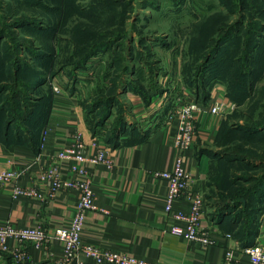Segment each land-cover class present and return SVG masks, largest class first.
<instances>
[{"label":"rangeland","instance_id":"obj_1","mask_svg":"<svg viewBox=\"0 0 264 264\" xmlns=\"http://www.w3.org/2000/svg\"><path fill=\"white\" fill-rule=\"evenodd\" d=\"M40 71L45 80L33 87ZM54 79L78 90L82 119L103 139L121 115L141 130L128 92L149 99L161 87L168 100L185 89L201 102L207 87L221 88L226 111L204 151L207 200L221 205L230 191H250L264 221V200L255 203L264 191V0H0V110L26 113ZM108 110L105 124H94ZM239 210L232 219L248 226L254 214Z\"/></svg>","mask_w":264,"mask_h":264},{"label":"crops","instance_id":"obj_2","mask_svg":"<svg viewBox=\"0 0 264 264\" xmlns=\"http://www.w3.org/2000/svg\"><path fill=\"white\" fill-rule=\"evenodd\" d=\"M53 81L58 83L56 79ZM158 84H165V79H158ZM170 84L173 85V82ZM166 94L163 92L156 97L157 101L165 100L161 102L164 107L151 111L157 101L146 105L140 95L128 92L126 99L136 106L130 113L131 118L141 120L137 121L141 130L133 133L130 126H125L117 146L98 137L100 145L110 146L114 165L112 168L103 164L90 166L99 209L87 212L81 239L102 248L130 253L154 264H219L226 249L241 245L231 229L232 213L220 216L214 211L217 205L210 206L207 200L210 196L207 191L210 159L204 151L211 132L215 133L216 118L207 113L200 116L199 124L211 132L209 137H196L186 155L193 186L203 192L206 200L202 224L213 229L215 238L214 244L203 247L168 232L167 217L163 211L165 182L152 176V171L170 168L175 155L173 139L176 123L166 124V111L175 97L166 100ZM78 99V90L70 92L61 88L60 93H53L51 103L50 97L47 101L42 124L29 129V137L21 136L17 142L0 140V162L13 160L14 167L24 171L21 180L25 182L30 177H38L40 163L69 145L75 132H80L88 143L94 135L82 119ZM88 151L91 152L92 147ZM56 195L55 199L46 201L13 198L9 188L0 187V224L11 221L24 226L39 220L52 230L67 223L74 212L76 193L62 191ZM175 207L186 208L182 202H177ZM256 238L264 242V221L259 225ZM12 246L26 253L24 264H56L46 250L31 243L14 241ZM51 251L58 253L60 248L54 243ZM241 262L249 264L245 257L241 258ZM0 264L20 263L11 252L0 250Z\"/></svg>","mask_w":264,"mask_h":264},{"label":"built area","instance_id":"obj_3","mask_svg":"<svg viewBox=\"0 0 264 264\" xmlns=\"http://www.w3.org/2000/svg\"><path fill=\"white\" fill-rule=\"evenodd\" d=\"M53 92L55 94L61 92L57 83L53 84ZM180 94L184 98L177 95L166 111L167 126L176 123L172 166L152 171V176L165 182L163 211L167 217L168 232L185 241L208 247L215 243L213 229L202 224L206 200L203 192L193 186L186 155L194 145L196 137H209L210 130L199 124L200 116L207 113L215 117L214 127L217 129L224 117L228 100H225L224 91L219 87L211 89L206 104L194 101L193 97L188 98L189 92L185 89ZM160 106L161 100L152 105L151 111H159ZM90 147L91 152L88 151ZM113 160L114 155L110 146L100 145L97 136H92L87 143L80 132H75L71 135L69 145L40 163L38 177H30L23 182L21 176L24 171L16 169L13 160L0 162V187L9 188L13 198H37L46 201L55 199L56 193L62 191H74L77 197L73 215L67 223L52 230L39 220L24 226H18L11 221L1 223L0 250L11 252L20 264L27 261L26 253L13 247L14 241L19 244L31 243L46 250L53 256L56 264H154L138 259L130 253L102 248L85 243L81 239L87 212L99 209L90 166L103 164L107 168H112ZM177 202L184 203L186 208H176ZM54 243L60 248L58 253L51 251ZM242 257H245L249 264H264V242L256 238L251 245L230 247L225 250L219 264H242Z\"/></svg>","mask_w":264,"mask_h":264},{"label":"trees","instance_id":"obj_4","mask_svg":"<svg viewBox=\"0 0 264 264\" xmlns=\"http://www.w3.org/2000/svg\"><path fill=\"white\" fill-rule=\"evenodd\" d=\"M36 55L35 56L33 55V59L36 57ZM34 62L35 63L41 62L40 57L38 58L37 56V59ZM45 73L47 72L46 71H43V72L40 71L39 73L36 72L35 76L33 77V80L31 81V85L35 87L36 85L38 86L39 84H41L45 80L43 77ZM209 87H207V91L204 92L200 103H203V104L207 103L209 96H210L211 89H212L210 87V90H209ZM159 88H157L155 94H153L152 97H150L149 99L148 98L143 99L145 100L144 103L146 105L152 102L154 98H156L159 95L158 93L161 92V87ZM185 88L188 90L191 89L189 87H185ZM53 93L54 92L51 87V92L48 91L46 94L40 95L38 99L30 103L29 105L30 109L26 111V113L21 114V115L11 116L7 110L1 109L0 112H4L7 115L3 116V120L0 121V129L2 132V135H0V140H7L8 142H17L18 141L17 138H20L21 136L29 137L27 135V133H29L28 130L35 126L42 124L44 116L46 114L47 101L50 97V103H51ZM18 98L22 100V98L20 97ZM110 107L111 105L109 106V110H110ZM109 110H108V113H105L103 115L99 113L100 118L97 119L94 124L101 125V126L104 125L105 121L110 117ZM17 121H20L18 123L20 125H16ZM86 125L92 135L94 136L101 135V133L99 131H96V129L93 127L94 125L92 126L87 123ZM125 125H126L125 119L123 118L122 115L119 116L117 121L114 122L113 126L111 125L109 135L108 136L103 135L105 142L108 144H111L112 146H117L120 134L124 133L123 130L125 128ZM117 127H121V128L123 127L122 130H119L120 131L119 133L117 132ZM134 132L135 130H133V133ZM217 132H218V127H217V131L213 134V138L216 137V135L218 134ZM248 193L250 194V191H238V190L230 191L225 195L226 197L225 196L222 197L224 200L221 201V205H217V208L219 210H222L223 212L227 208L229 210V213H234L235 211L237 212V208H239L240 209L239 212L241 213L251 211L254 214L251 220H249L248 226L245 225L244 227H241V221L239 220L236 221V219L234 221L232 219L233 226L231 227V229H232L234 237L239 241V244L241 245V247L248 246L254 243L259 233V225L257 224V215L260 214L262 211L261 209L260 210L258 209L259 204H258V208L256 207L255 209H252V205H250L247 200ZM249 194H248V197H249ZM263 200H264V191H262V193L259 194V197L256 199L255 203H259V202L261 203ZM224 214H227V213H224Z\"/></svg>","mask_w":264,"mask_h":264}]
</instances>
